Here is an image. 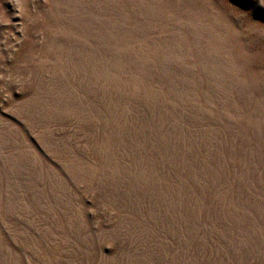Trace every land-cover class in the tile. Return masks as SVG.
Segmentation results:
<instances>
[{
	"label": "rangeland",
	"instance_id": "374dc122",
	"mask_svg": "<svg viewBox=\"0 0 264 264\" xmlns=\"http://www.w3.org/2000/svg\"><path fill=\"white\" fill-rule=\"evenodd\" d=\"M0 264H264V0H0Z\"/></svg>",
	"mask_w": 264,
	"mask_h": 264
}]
</instances>
